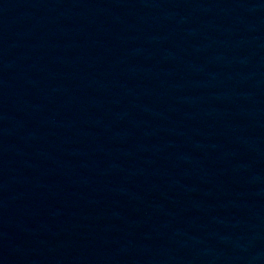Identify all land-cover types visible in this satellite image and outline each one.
<instances>
[{
    "label": "water",
    "instance_id": "95a60500",
    "mask_svg": "<svg viewBox=\"0 0 264 264\" xmlns=\"http://www.w3.org/2000/svg\"><path fill=\"white\" fill-rule=\"evenodd\" d=\"M0 264H264V0H0Z\"/></svg>",
    "mask_w": 264,
    "mask_h": 264
}]
</instances>
